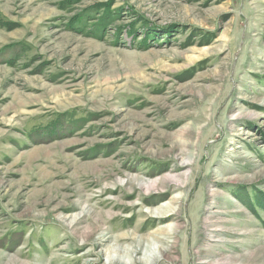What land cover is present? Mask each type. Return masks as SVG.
Segmentation results:
<instances>
[{"label":"rangeland","instance_id":"374dc122","mask_svg":"<svg viewBox=\"0 0 264 264\" xmlns=\"http://www.w3.org/2000/svg\"><path fill=\"white\" fill-rule=\"evenodd\" d=\"M0 19V264H264V0Z\"/></svg>","mask_w":264,"mask_h":264},{"label":"trees","instance_id":"16d2710c","mask_svg":"<svg viewBox=\"0 0 264 264\" xmlns=\"http://www.w3.org/2000/svg\"><path fill=\"white\" fill-rule=\"evenodd\" d=\"M9 24L10 23H8V22H4V20L2 19H0V28L1 27H5V28H7V27H9ZM129 27V29H130V33H133V28L132 27H130V26H128ZM149 30H147V31H145V33H144V39H142V42L141 43H144V44H146V37H147V32H148ZM52 128H55V126L54 127H52Z\"/></svg>","mask_w":264,"mask_h":264}]
</instances>
